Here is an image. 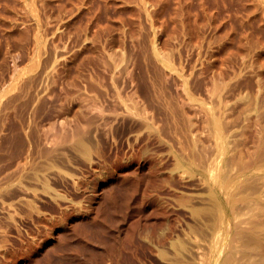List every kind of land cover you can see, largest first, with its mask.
<instances>
[{
	"label": "rangeland",
	"instance_id": "rangeland-1",
	"mask_svg": "<svg viewBox=\"0 0 264 264\" xmlns=\"http://www.w3.org/2000/svg\"><path fill=\"white\" fill-rule=\"evenodd\" d=\"M12 1L0 0V190L39 165L50 187L25 179L0 197V264H207L221 159L228 180L244 175L229 189L237 228L264 223V0ZM125 190L135 199L108 219Z\"/></svg>",
	"mask_w": 264,
	"mask_h": 264
},
{
	"label": "bare ground",
	"instance_id": "bare-ground-1",
	"mask_svg": "<svg viewBox=\"0 0 264 264\" xmlns=\"http://www.w3.org/2000/svg\"><path fill=\"white\" fill-rule=\"evenodd\" d=\"M69 1H72V0H69ZM123 1L124 0H122V2ZM126 1L128 2L129 0H126ZM126 1L123 3H126ZM132 1H134V0H132ZM137 1H139V0H137ZM152 1H154V0H152ZM1 2H2V0H1ZM15 2H16V0H15ZM122 2H120V3H122ZM155 2H156V0L154 2H152L151 4H153ZM12 3H13V1H12ZM12 3H10V4L13 5L14 3L13 4ZM143 3H145V2H143ZM10 4H6V5H10ZM17 4H19V3H16V5ZM21 4H22V1H21ZM21 4H19V5H21ZM77 4H78V1H77ZM161 4H160V7H161ZM164 4H167V3H164ZM70 6H72V5H70ZM162 6H163V4H162ZM165 6L166 5H164V7ZM64 7H65V5H64ZM68 7H69V4H68ZM13 8H14V5H13ZM31 8H32V6H31ZM9 10H7V11H9ZM68 10H72V9H68ZM68 10H67V12H69ZM133 10H134V6H133ZM136 10H137V8H136ZM160 10H162V8ZM74 11H72V12H74ZM186 11H187V9H186ZM188 11H190V10L188 9ZM133 12L135 14V12H137V11H133ZM133 12H131V13L133 14ZM11 13L12 14H9V15L13 16L14 15L13 12H11ZM188 14H190V12H188ZM68 15L70 16L69 13H68ZM173 16L175 17L174 14H173ZM187 17H188V15H187ZM187 17H186V19H187ZM1 19L3 20L4 18H1ZM187 20H189V18ZM4 21H5V19L2 22L3 24L5 22H8V20L5 22ZM9 25L10 24H8V26H7V23H6L5 27L6 26L9 27ZM192 28H194V27H192ZM195 28H196V26H195ZM214 125H215V128L217 130V134L220 135L221 134L220 133V129H221L220 128L221 127L220 122L218 120H216L214 122ZM78 146L82 150L87 149L85 141H83L81 138L78 139ZM219 151L222 154H224V152H225V144L223 142V139H221V141H220ZM50 163L52 164L53 162H50ZM46 170H48V165H43V166L39 165V166H35V167L32 166L30 169L27 168V171L24 172L17 181L8 183L7 185H5L4 190H0V197L1 198L3 197L4 199H16V198H18V196H20V194L24 191V190H20V189L24 186L25 179H26V181H29L31 179L39 180V181H41L42 186L44 187V190L49 189V187H50L49 179L50 178L47 176L46 173H44ZM211 176L214 180V183H213L214 184V190H210L211 199H212V208L210 210L212 211V214L216 218H217V216L219 217L221 224H220V233L217 232V240H215V243L212 247L210 259L207 262V264H264V223L260 224V222H258V221H252V222H250V225L248 227H244V228L241 227L239 229V228H237V225L235 224V222L233 221V219L231 217V209L237 207V205H238L237 201L240 198L237 197L238 190H229V189L231 187H235L239 183V181L244 177V175H237L238 178H235V179L231 178L230 180H228L226 170H225V166H224V160L221 159V160H218L215 163V166L212 168ZM33 191H35V190H33ZM132 193L130 191L125 190L122 192L119 191L118 194L115 192L114 195L113 194L111 195L110 200L108 202H106V204L108 206V203L110 202L111 205L110 204L109 205L111 206L112 211L108 210V212H105V210H104L105 208L103 207L104 208L103 210L106 213L108 219H112V216H113L112 212L113 211H117L120 213L122 211L124 205L128 206L132 202V200L135 199V192L133 194ZM105 196H107V194ZM104 199L106 200L107 198H104ZM104 201H102V202H104ZM104 204H105V202H104ZM17 208L15 207V210H17ZM33 208H35V206ZM106 211H107V209H106ZM198 212H200V211H198ZM123 213H124V211H123ZM106 215H105V217H106ZM103 216H104V214H103ZM125 217H128V214H125ZM15 220H16V218H15L14 214H11L10 219L7 222L8 226H6L2 231L4 233H8L11 230V228L13 226H15ZM84 227L85 226H81L82 229H84ZM21 232H18L19 235L24 236V233H21ZM236 232H239L241 234V236H239V239H238V241L240 242L239 245L231 244L232 236ZM181 245H182V248H183V246L185 247V244L183 245L181 243ZM182 248H180V249H182ZM93 252L94 251H92V253ZM237 253L240 255H238ZM163 255L166 256L167 254H163ZM179 260H182V259H178L177 260L178 263L183 261V260L182 261H179ZM187 262H185V263L187 264ZM175 264H177V263H175Z\"/></svg>",
	"mask_w": 264,
	"mask_h": 264
}]
</instances>
